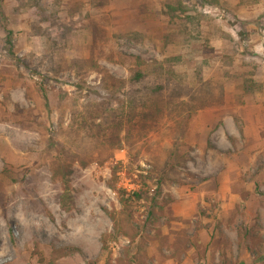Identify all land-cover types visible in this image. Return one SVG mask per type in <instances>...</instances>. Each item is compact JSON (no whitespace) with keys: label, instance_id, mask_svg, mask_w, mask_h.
<instances>
[{"label":"rangeland","instance_id":"rangeland-1","mask_svg":"<svg viewBox=\"0 0 264 264\" xmlns=\"http://www.w3.org/2000/svg\"><path fill=\"white\" fill-rule=\"evenodd\" d=\"M165 1L0 0L13 53L10 58L2 51L0 30V172L11 167L12 178H23L11 184L0 175V264H107L109 257L113 264L129 244L113 232L109 213L120 205L108 186L112 167L120 164L116 189L135 190L134 171H125L126 149L103 166L75 165L72 209L59 206L46 139L60 123L68 125L77 87L97 86L102 75L48 72L43 55L49 43L30 30L40 20L39 5L57 12L56 27L71 29L63 53L67 64L90 59L125 80L138 59L178 58L176 70L189 87H197L198 67L202 80L223 92L219 96L213 88V102L191 120L181 148V183L162 186L158 222L146 223L139 209L146 251L137 264H264V128L252 127L251 135L243 126L250 117L246 107L264 102V95L242 86L250 77L264 86V0H181L189 8L203 7L199 40L179 33L184 18L169 22L160 15ZM138 166L149 169L146 159Z\"/></svg>","mask_w":264,"mask_h":264},{"label":"trees","instance_id":"trees-1","mask_svg":"<svg viewBox=\"0 0 264 264\" xmlns=\"http://www.w3.org/2000/svg\"><path fill=\"white\" fill-rule=\"evenodd\" d=\"M201 1L207 3L206 0ZM37 2L40 0H35ZM198 8H189L181 0H167L161 5L160 15L169 22L184 18L185 24L179 33L187 35L189 40H199L200 23L204 16L203 7ZM38 10L40 20L31 23L30 30L33 36L44 37L49 43V49L43 55L48 72L56 76L68 70L79 78L92 71L102 75L97 86L86 87L80 84L77 87L78 95L72 101L68 125L62 128L60 123L54 136L46 139L51 181L61 191L59 206L65 212L72 209L70 183L75 165L103 166L113 160L115 151L126 149L128 164L125 171H134L132 177L135 190L126 192L116 189L119 172L117 166L120 164L112 167L113 180L108 184L116 193L120 205L119 212L112 210L109 213L113 232L118 236L122 234L129 240L128 246L122 250V256L116 258L113 264H137L138 256L146 251L143 226H139L136 220L139 209H143L146 223L158 222V214L163 211L157 200L158 194L162 186L181 183L179 176L186 162L181 148L189 132V124L198 111L204 110L213 102L211 90L217 87L212 82L202 80L203 72L198 67L195 68L197 87H189L176 70L180 64L178 58L164 57L161 61L153 60L150 63L138 59L129 68L125 80L112 77L90 59H76L67 64L63 53L65 36L71 29L67 25L56 27L59 17L55 10L40 5ZM3 22L0 7V30L5 33L1 49L13 58L11 32L5 30ZM41 22L48 23V27H39ZM198 64L205 65L204 62ZM242 86L245 92L261 90L263 87L251 77L246 78ZM217 90L219 96H223L221 87ZM144 159L148 170L138 166ZM133 167H136L135 170ZM0 175L11 184L20 183L23 179L12 178L15 173L11 167H4ZM238 233L240 236V230ZM107 236L101 239L102 249L105 251L108 250ZM251 237L257 238L255 234ZM182 243L180 238L177 239L179 247ZM175 250L178 251L177 248ZM110 258L107 264H111Z\"/></svg>","mask_w":264,"mask_h":264},{"label":"crops","instance_id":"crops-1","mask_svg":"<svg viewBox=\"0 0 264 264\" xmlns=\"http://www.w3.org/2000/svg\"><path fill=\"white\" fill-rule=\"evenodd\" d=\"M262 78L264 79V74ZM261 92L264 95V86L262 87ZM239 109H242V108H239ZM245 110L250 112V117L248 118V121L246 120L243 126L246 130L249 129L250 131L249 133H251V135L253 134L252 127H255L256 129L264 128V117L262 116V113H264V102L252 103L250 104V106H247ZM234 120L235 119L233 117L232 121ZM238 136H240L239 132H238Z\"/></svg>","mask_w":264,"mask_h":264}]
</instances>
